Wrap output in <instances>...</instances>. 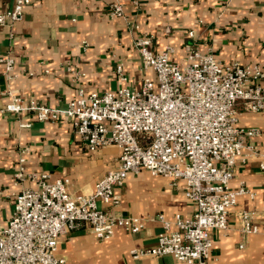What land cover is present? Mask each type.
<instances>
[{
	"label": "crops",
	"instance_id": "obj_1",
	"mask_svg": "<svg viewBox=\"0 0 264 264\" xmlns=\"http://www.w3.org/2000/svg\"><path fill=\"white\" fill-rule=\"evenodd\" d=\"M113 1L30 0L22 19L0 24V58L13 57L18 73L17 78L7 79L0 63V109L9 101L10 90L24 103L32 97L58 114L56 120L37 121L30 110L0 111L1 223L9 218L14 193L21 188L14 185L21 156L26 172L48 173L51 181L68 177L71 189L82 193H91L117 163L116 146L87 150L66 118V106L77 92L67 67L85 73L81 82L86 91L121 86L118 65L129 84L138 86L146 71L135 41L148 34L152 51L170 44L172 59L179 62L185 61L186 46H191L211 52L225 64L259 65L264 70V0H121L122 16L110 15ZM14 4L15 0H0V12ZM257 82L264 83V78ZM236 109L241 126L262 132L246 138V143L264 150V111H248L242 102ZM21 122L31 125L20 127ZM241 183L254 196H238L227 228L209 230L212 248L207 264H264V171L256 158L236 163L230 187L236 189ZM114 193L120 199L117 206L101 202L99 206L112 215L141 217L144 227L135 233L116 227L106 240L96 238L86 225L70 229L58 239L57 255L69 264H181L172 255L134 258L130 251L156 245L162 231L158 213L172 219L177 213L188 217L196 211V204L185 197L184 181L141 170L129 173ZM241 210L253 212L258 232H241Z\"/></svg>",
	"mask_w": 264,
	"mask_h": 264
},
{
	"label": "built area",
	"instance_id": "obj_2",
	"mask_svg": "<svg viewBox=\"0 0 264 264\" xmlns=\"http://www.w3.org/2000/svg\"><path fill=\"white\" fill-rule=\"evenodd\" d=\"M29 2L15 0L12 8L0 12V24L22 19ZM110 15H123L121 0L111 3ZM151 43L148 34L135 41L146 71L138 86L129 84L118 65L121 86L86 91L81 82L85 73L67 67L77 92L66 106V118L87 150L116 146L117 163L91 193H82L71 189L68 177L51 181L48 173L26 172L21 156L14 172V185L21 188L14 193L9 218L0 221V264H69L56 253L58 239L83 225L101 240L111 238L116 227L132 233L141 230L145 219L112 215L98 204L117 206L120 199L114 188L123 185L129 173L146 170L151 175L181 179L185 197L196 204V211L188 217L177 213L167 219L158 213L162 231L156 245L132 249L134 258L172 255L181 264H207L212 248L209 230H225L237 197L254 196L244 183L236 189L230 187L238 161L256 158L264 171V150L246 143V138L262 132L239 124L236 104L242 102L251 112L264 111V83L257 82L264 78V70L259 65L225 64L211 52L191 46H186L185 61L179 62L172 59V45L154 52ZM0 63L7 79L18 77L13 57L0 58ZM7 94L9 101L0 111L30 110L37 121L58 118L55 111L32 97L24 103L20 95L10 90ZM30 125L19 123L20 127ZM20 152L24 154L25 149ZM252 216L248 210L238 213L241 232L259 231Z\"/></svg>",
	"mask_w": 264,
	"mask_h": 264
}]
</instances>
